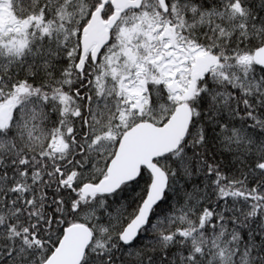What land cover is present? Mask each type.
I'll return each mask as SVG.
<instances>
[{"label":"snow or ice","instance_id":"obj_1","mask_svg":"<svg viewBox=\"0 0 264 264\" xmlns=\"http://www.w3.org/2000/svg\"><path fill=\"white\" fill-rule=\"evenodd\" d=\"M0 264H264V0H0Z\"/></svg>","mask_w":264,"mask_h":264}]
</instances>
